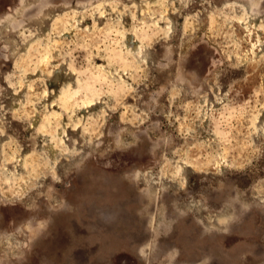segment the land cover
Wrapping results in <instances>:
<instances>
[{"label":"rangeland","instance_id":"374dc122","mask_svg":"<svg viewBox=\"0 0 264 264\" xmlns=\"http://www.w3.org/2000/svg\"><path fill=\"white\" fill-rule=\"evenodd\" d=\"M0 264H264V0H0Z\"/></svg>","mask_w":264,"mask_h":264}]
</instances>
